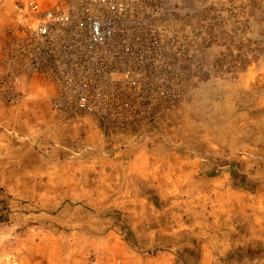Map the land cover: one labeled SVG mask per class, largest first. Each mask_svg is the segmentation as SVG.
Masks as SVG:
<instances>
[{
    "label": "rangeland",
    "instance_id": "obj_1",
    "mask_svg": "<svg viewBox=\"0 0 264 264\" xmlns=\"http://www.w3.org/2000/svg\"><path fill=\"white\" fill-rule=\"evenodd\" d=\"M32 3L71 21L43 35ZM109 234L264 264V0H0V264H84Z\"/></svg>",
    "mask_w": 264,
    "mask_h": 264
},
{
    "label": "crops",
    "instance_id": "obj_2",
    "mask_svg": "<svg viewBox=\"0 0 264 264\" xmlns=\"http://www.w3.org/2000/svg\"><path fill=\"white\" fill-rule=\"evenodd\" d=\"M106 243L111 247L107 254H97L94 258L84 259V264H148L147 260L140 258V255H134V253H123L119 252V247L124 242L116 234H109ZM103 239V237H101ZM199 254L198 264H215V258L211 257L208 252H204V246L209 247V242H203ZM123 247V246H121ZM141 261L140 263L138 261ZM158 260V261H157ZM155 264H173L175 261L172 258V252H166L164 254H158L155 259ZM137 262V263H136Z\"/></svg>",
    "mask_w": 264,
    "mask_h": 264
},
{
    "label": "built area",
    "instance_id": "obj_3",
    "mask_svg": "<svg viewBox=\"0 0 264 264\" xmlns=\"http://www.w3.org/2000/svg\"><path fill=\"white\" fill-rule=\"evenodd\" d=\"M95 1L106 2L107 0ZM31 7L38 13L42 12L43 19L38 26V31L43 35L51 31L52 25L71 21V16L67 12H59L51 9L41 10L40 6L36 3H32ZM77 26L81 29L85 28L88 31L92 43L99 44L105 40L107 31L101 20L92 17L83 18L77 21Z\"/></svg>",
    "mask_w": 264,
    "mask_h": 264
}]
</instances>
